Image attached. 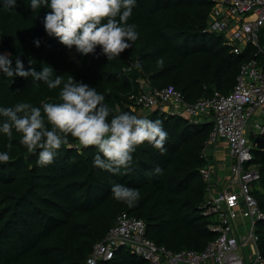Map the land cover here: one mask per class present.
<instances>
[{
    "label": "trees",
    "instance_id": "obj_1",
    "mask_svg": "<svg viewBox=\"0 0 264 264\" xmlns=\"http://www.w3.org/2000/svg\"><path fill=\"white\" fill-rule=\"evenodd\" d=\"M212 3L136 0L128 22L136 25L138 39L109 61L99 46L95 54L82 55L75 46L69 49L58 38L48 36L43 18L49 8L42 6L35 13L30 0H17V6L8 9L0 0V51L8 54L13 68L17 58L25 70L51 66L53 78L60 75L66 81L72 76L104 94V102L112 110L109 121L120 112H130L162 120L168 133L164 154L145 142L133 153L131 171L121 169L123 174L115 175L93 166L97 148L83 147L70 135L71 148L62 146L53 163L39 166V150L29 153L13 130L11 161L0 162V264H87L93 246L122 215L141 219L146 238L172 253L201 252L216 237L208 225L221 223L220 219L214 212H201L206 206L208 181L200 169L214 164L209 178L218 183V172L221 176L226 172L214 158L216 146L207 144L212 120H194L159 108L143 111L136 103L141 94L165 87L178 91L188 103L208 98L215 91L226 94L233 88L240 66L262 58L252 44L234 54L225 43L224 32L207 27ZM259 45L264 49V33L259 35ZM158 59L164 60L162 69L156 66ZM138 61L142 71L133 67ZM59 91L32 77L10 78L0 71V107L18 102L42 107L45 102H58ZM7 143L0 133V152L8 151ZM250 152L246 167L254 164L259 175L250 193L264 215V134L253 137ZM157 167L162 170L159 174L154 171ZM113 183L138 189L140 199L132 207L117 201L111 192ZM242 224L234 229L236 238L248 229L243 232ZM253 228L255 244L264 257V218L256 219ZM111 250V257L99 258L97 264H147L128 243L113 245Z\"/></svg>",
    "mask_w": 264,
    "mask_h": 264
},
{
    "label": "clouds",
    "instance_id": "obj_2",
    "mask_svg": "<svg viewBox=\"0 0 264 264\" xmlns=\"http://www.w3.org/2000/svg\"><path fill=\"white\" fill-rule=\"evenodd\" d=\"M29 5L35 13L42 6L49 8L43 18L47 35L58 38L69 49L75 46L82 55L95 54L99 46L102 54L111 61L131 48L139 36L136 25L128 22L136 0H30ZM4 6L15 8L17 0H4ZM34 43L38 47L40 40ZM32 63L30 59L29 64ZM156 66L162 69L164 60L158 59ZM133 67L143 70L139 61ZM130 70L125 69V72ZM0 71L10 78L18 75L43 81L50 90L60 88L58 102H45L42 107L29 102L0 107V117H3L0 133L8 139V151L0 152V162L11 161L13 130L20 134V143L29 153L35 154L39 150L37 164L42 167L54 162L62 146L71 148L69 135L83 147L97 148L93 166L115 175L123 174L121 169L131 171L133 153L145 142L161 154L166 152L168 133L162 120L120 112L109 121L112 110L104 102L105 95L95 87L78 82L72 76L66 81L60 75L53 78L51 66L42 67L41 71L31 67L25 70L19 58L13 68L8 54H0ZM201 117L211 120L210 116ZM154 171L162 172L159 167ZM111 192L114 199L129 207L140 199L138 189L122 183H113Z\"/></svg>",
    "mask_w": 264,
    "mask_h": 264
},
{
    "label": "built area",
    "instance_id": "obj_3",
    "mask_svg": "<svg viewBox=\"0 0 264 264\" xmlns=\"http://www.w3.org/2000/svg\"><path fill=\"white\" fill-rule=\"evenodd\" d=\"M212 1L207 27L223 31L225 43L232 47L234 54L242 53L247 44H252L262 58L244 62L233 88L226 94L215 91L208 98L188 103L178 91L165 87L141 94L136 103L143 111L159 108L165 113L187 114L194 120L201 116L211 117L213 128L207 144L215 145L217 149L219 142L224 143L229 160L223 169H228L227 181L235 186L228 189L229 186L210 180L214 164L208 163L200 169L208 181L206 206L201 212L203 215L217 214L221 223L208 225L217 235L201 252L181 250L172 253L146 238L145 223L141 219L122 215L106 237L93 246L91 255L86 258L87 264H97L99 258L109 259L111 246L118 243L130 244L147 264H201L207 260H212L213 264H264L253 233L254 221L264 215L250 193L259 175L254 164L246 167L251 160L252 138L264 134V49L259 45V35L264 33V0ZM216 153L214 158L218 160ZM203 155L206 157V150ZM244 222L249 224L248 229L236 238L234 229Z\"/></svg>",
    "mask_w": 264,
    "mask_h": 264
},
{
    "label": "crops",
    "instance_id": "obj_4",
    "mask_svg": "<svg viewBox=\"0 0 264 264\" xmlns=\"http://www.w3.org/2000/svg\"><path fill=\"white\" fill-rule=\"evenodd\" d=\"M217 151V155L220 156L219 157V160L221 162H219V168L223 169V167L225 166L226 167V164H228V160H229V157H228V150L227 148L225 147L224 143L222 142H219V148L218 150L216 149ZM225 156V157H224ZM223 160V161H222ZM228 168V167H227ZM226 172H224V175L223 176H217V180L220 181V185H223L225 184L226 186H229L228 189H232L234 188L235 186H231V184L229 183V181H227V177H228V169H225Z\"/></svg>",
    "mask_w": 264,
    "mask_h": 264
},
{
    "label": "rangeland",
    "instance_id": "obj_5",
    "mask_svg": "<svg viewBox=\"0 0 264 264\" xmlns=\"http://www.w3.org/2000/svg\"><path fill=\"white\" fill-rule=\"evenodd\" d=\"M0 54H7V53L4 52V51H0ZM183 116H184V117H188L187 114H183ZM199 120H202V121H203V120H207V118H203V117H201V118H199ZM249 121H250V120H249ZM249 121H248V122H249ZM245 134H247V131H245ZM252 140H253V138H252ZM217 157H220V156L217 155ZM218 175L221 176V172H218ZM247 225H248V224H242L241 229H243V232H245L246 229L248 228ZM240 251L243 252V253H246V254L248 253L247 250H240Z\"/></svg>",
    "mask_w": 264,
    "mask_h": 264
}]
</instances>
